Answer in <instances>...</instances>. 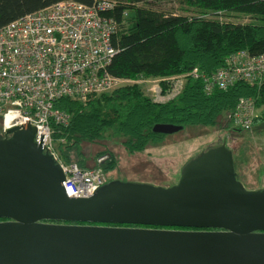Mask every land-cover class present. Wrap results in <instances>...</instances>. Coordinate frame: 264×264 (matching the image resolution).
I'll return each mask as SVG.
<instances>
[{
  "label": "water",
  "instance_id": "obj_1",
  "mask_svg": "<svg viewBox=\"0 0 264 264\" xmlns=\"http://www.w3.org/2000/svg\"><path fill=\"white\" fill-rule=\"evenodd\" d=\"M44 137L30 120L0 134V264H264V190L244 189L230 152H201L171 188L112 181L82 200Z\"/></svg>",
  "mask_w": 264,
  "mask_h": 264
},
{
  "label": "trees",
  "instance_id": "obj_2",
  "mask_svg": "<svg viewBox=\"0 0 264 264\" xmlns=\"http://www.w3.org/2000/svg\"><path fill=\"white\" fill-rule=\"evenodd\" d=\"M62 1H74L92 6L96 0H0V29L25 16L47 9ZM114 7L104 16L117 25L112 47L117 52L109 73L117 78L136 80L154 74L159 80L182 77L197 72L211 77L225 66L231 57L240 54L250 59L264 56V17H256L247 24H235L218 14L191 12L189 9L156 10L147 0H104ZM231 8L264 10V0H188ZM228 17V16H227ZM166 93L168 86L162 85ZM241 99L252 100L257 110L252 133L264 135V85L239 83L227 90L216 89L207 96L203 81L188 80L181 94L173 101L152 104L145 128L153 140H168L170 136L154 132L156 126L171 125L182 130L220 128L221 135L239 133L230 117ZM145 100L137 89L115 91L90 97L87 100L63 98L55 110L67 114L70 123L63 127L51 124L52 139L66 165L76 163L81 169L96 167L97 160L109 155L102 164L105 173L118 166L117 158L108 147L93 158L90 166L83 151L85 145H100L120 141L129 155L149 149L140 134ZM236 134V136H237ZM230 143L243 140H230ZM207 139V138H206ZM222 141L223 138L208 140ZM75 161V162H74ZM255 168L248 180L258 174ZM2 220H0L1 222Z\"/></svg>",
  "mask_w": 264,
  "mask_h": 264
},
{
  "label": "built area",
  "instance_id": "obj_3",
  "mask_svg": "<svg viewBox=\"0 0 264 264\" xmlns=\"http://www.w3.org/2000/svg\"><path fill=\"white\" fill-rule=\"evenodd\" d=\"M113 7L112 2L104 0H96L92 6L62 1L0 29V125L3 135L30 120V125L36 128V142H40L41 135L45 136L43 146L63 170L64 188L74 199L91 198L107 183L101 166L110 157L102 156L91 169L63 163L52 139L51 124L67 127L70 118L55 110L57 101L63 98L84 101L137 88L145 100L140 134L146 143L157 144L145 128L150 107L177 98L184 80L203 81L206 93H210L216 83L222 90L239 83L264 85V56L250 59L244 54L231 57L232 67L213 78L197 72L165 80H159L154 74L136 80L115 77L109 73V67L117 55L111 44L117 25L104 16ZM164 84L168 86L166 93ZM255 111L252 100L241 99L234 113V126L240 130L238 138L247 148L255 143L264 145V135L252 133ZM209 143L221 147L218 150L234 148L230 153L234 158L236 180L247 192L264 189V160H260L261 175L248 184L247 174L252 165L244 152L247 148L227 140Z\"/></svg>",
  "mask_w": 264,
  "mask_h": 264
},
{
  "label": "rangeland",
  "instance_id": "obj_4",
  "mask_svg": "<svg viewBox=\"0 0 264 264\" xmlns=\"http://www.w3.org/2000/svg\"><path fill=\"white\" fill-rule=\"evenodd\" d=\"M148 1V0H147ZM153 1L152 7L156 10L162 9H189L191 12H207L212 15L218 14L225 16L227 21L235 24H247L255 21L256 17H264V10L255 8H231L214 5H204L195 1L188 0H149ZM228 16V17H227ZM188 80H184L183 89ZM183 91V90H182ZM176 99V98H175ZM174 99V100H175ZM257 111V110H256ZM230 117L224 118V123L228 124ZM0 134L3 135L0 125ZM220 128L202 130L200 128L182 130L178 134L170 136L168 140L157 141V144H149L148 151L129 155L118 140H112L109 143L100 145H85L83 151L90 166H95L92 158L100 151L108 147L117 158L118 166L114 171L106 173L107 183L118 181L122 183L148 185L156 188H171L178 184L181 175V169L185 163L192 160L195 156L205 151L196 147L194 144L204 142H218L208 140L210 138H223V140H237L239 133L231 131L228 135H221ZM237 134V136H236ZM207 138V139H206ZM244 146L241 142H236ZM252 145H256L252 144ZM249 146V145H248ZM247 148V146H244ZM75 162V161H74ZM107 162V161H106ZM105 162V163H106ZM249 165H259L260 160L249 159ZM98 163H96L97 166Z\"/></svg>",
  "mask_w": 264,
  "mask_h": 264
},
{
  "label": "bare ground",
  "instance_id": "obj_5",
  "mask_svg": "<svg viewBox=\"0 0 264 264\" xmlns=\"http://www.w3.org/2000/svg\"><path fill=\"white\" fill-rule=\"evenodd\" d=\"M240 54V53H239ZM232 67V65L230 64V62H229V60L228 61H226V64H225V66H223L222 68H220V70L216 73V74H214L213 76H218L221 72H223V71H227V70H229L230 68ZM185 76H187V75H184L183 77H185ZM213 76H211V77H207V78H213ZM190 80H192V79H190ZM130 89H137V88H130ZM216 89H220V90H222L221 89V87H220V85H218L217 83L215 84V86L213 87V89L211 90V92L210 93H208L207 92V96H209V95H211ZM159 105H163V104H159ZM237 108V107H236ZM235 111H236V109H235ZM235 111L232 113V115L230 116V119H231V122H232V124L234 125V123H235V121H234V113H235ZM257 115H258V113H257V111H255V118L257 117ZM255 118H254V120H255ZM254 120H253V124H252V129H253V125H254ZM146 123V122H145ZM153 144H156V143H153ZM196 147H199V148H202V149H204V150H209V149H220L221 147H218V146H215V145H212V143H208V142H204V143H199V144H194ZM232 145V144H231ZM235 145H238V144H235ZM232 149H234V148H230V149H228V152H233V150ZM222 150H225V151H227L226 149H223L222 148ZM242 150V149H241ZM246 154H248V157H249V159H252V160H264V145L263 144H257V145H255V146H251V147H249V148H247V149H245V151H244ZM232 154V153H231ZM198 156V155H197ZM197 156H195V157H197ZM194 157V158H195ZM193 158V159H194ZM76 164V163H75ZM255 168H258V174L256 175V177L254 178V180L252 181V180H248L249 179V177H251V174H253V171H254V169ZM106 174V173H105ZM261 175V170H260V166L259 165H252V167H251V169L249 170V172H248V174H247V179H246V182L248 183V184H252L254 181H255V179L257 178V177H259ZM107 184V183H106ZM105 184V185H106ZM264 189H262V190H259V191H263ZM248 191H251V190H249L248 189Z\"/></svg>",
  "mask_w": 264,
  "mask_h": 264
}]
</instances>
